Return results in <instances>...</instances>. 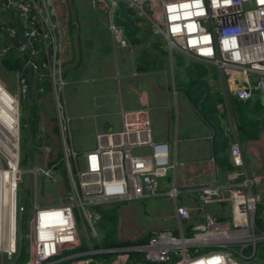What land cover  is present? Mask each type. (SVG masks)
Masks as SVG:
<instances>
[{
    "label": "built area",
    "instance_id": "2783aa9c",
    "mask_svg": "<svg viewBox=\"0 0 264 264\" xmlns=\"http://www.w3.org/2000/svg\"><path fill=\"white\" fill-rule=\"evenodd\" d=\"M91 1L95 5H107V27L113 41L120 47H129L125 27L118 21L119 0ZM125 1L126 7L134 10L131 15L134 23L139 27L147 24L153 35L165 41L170 52L175 50L217 67L226 82L230 100L247 101L258 94L263 96L264 106V0ZM0 9L5 13L3 21L7 25L5 28L0 21L1 35L7 39L0 47V56L10 51L26 54L23 67L35 76L37 73L38 78L44 77L50 85L57 113V146L62 149L64 158L63 183L67 185L65 201L53 204L51 199L42 198L37 174L43 173L56 182L53 173L58 167L55 164L47 169L35 166L28 169L34 174L33 198L26 191L24 205L23 197L17 195L22 172L19 167L20 100L29 102L31 94L42 88L15 71V94L0 81L11 96L18 127L16 183L9 186L8 199L3 196L5 186L0 182V223H14L9 230L0 224V264H53L62 259L70 260L71 264H92L96 261L90 255L102 251L117 252L110 264H129L126 251L143 253L150 264H264L251 262L257 242L264 241V231L256 234L255 226L260 196L251 189L261 181V176L248 175L237 142L229 149L233 166L227 174L231 183L226 198L230 203V223L219 222L206 212L204 221L193 227L191 238L181 232L176 236L170 230H155L143 245L75 252L60 257L64 251L76 248L81 237L98 235L100 214L95 206L163 194L160 179L174 164L170 162L168 143L153 140L148 107L121 109L119 130L96 133L95 148L77 152L72 146L70 116L63 98L67 81L57 60L63 43L62 30L53 16L50 0H0ZM42 56L44 62L38 63L35 59ZM6 133L0 121L1 141L7 142ZM143 147L151 151L133 152ZM0 158L8 159L5 166L0 161V167L10 169L12 154L0 148ZM55 158L56 153H52L48 162ZM240 178L242 181L236 183ZM177 193L176 187L171 186L165 195L174 199ZM196 197L203 208L207 203L220 200V192L217 185L209 184L199 187ZM175 214L180 228L181 221L188 218V209L176 204ZM20 242L26 245L24 263L19 260ZM200 246L210 249L199 251ZM190 247L195 248L193 255ZM173 254L177 256L175 261H171Z\"/></svg>",
    "mask_w": 264,
    "mask_h": 264
},
{
    "label": "crops",
    "instance_id": "0c3cea01",
    "mask_svg": "<svg viewBox=\"0 0 264 264\" xmlns=\"http://www.w3.org/2000/svg\"><path fill=\"white\" fill-rule=\"evenodd\" d=\"M50 4L53 16L60 22L62 30L63 43L57 52V60L67 81L63 98L70 116L74 149L82 153L95 148L96 133L121 128V109L141 107H148L153 140L169 145V158L174 166L167 169L166 175L160 179L163 194L159 196L165 198L159 199L164 202L143 198L111 203L112 207H119V222L123 219L126 222L124 227L130 225L132 233H135L132 234L133 238L124 240H136L153 230L165 229L190 235L193 227L204 221L206 212L215 216L219 222H224L222 218L226 219L225 222L229 221L230 203L226 198L231 183L227 174L233 168L229 160V149L234 142L240 144L244 169L248 175L261 176V181L253 184L251 189L264 202V106L258 94L247 101L230 100L226 82L217 67L185 54L188 62L179 66L175 74L171 65L169 67L172 52L163 39L151 33L147 24L140 27L134 24L139 28L136 38L128 35L130 46L120 47L113 41L108 30V10L104 3L95 5L91 0H50ZM4 40L7 41L6 38ZM4 40L0 42V47L6 43ZM192 62H195L194 66ZM197 64L215 69L206 77V83L202 81L203 84L193 85V79L201 82L199 76L191 77L196 73ZM188 70H191V75ZM39 79L41 83L37 87L42 88V91L36 90L34 93L40 94L35 121L37 139L43 141L48 151H45L46 157L51 159L58 145L57 113L49 83L44 77ZM44 82L49 85L48 90L42 85ZM6 85L13 86L9 82ZM201 98L203 102L206 99L216 101L220 126L229 138L225 156L231 165L230 170L222 167L218 161L222 154L214 152L215 133L197 104ZM236 102L246 106L242 120L256 127L253 137L238 129L240 120L234 107ZM31 137L33 141L34 133ZM150 151L149 147L133 150L135 153ZM209 184L217 185L220 200L207 203L202 208L196 191ZM171 186L178 190L174 199L165 195ZM167 201L170 203L169 211L161 208L166 207ZM176 204L188 209V218L181 221L180 228L175 214ZM145 209L149 210V214ZM260 214L264 220V207ZM143 215H150V218L163 217L176 226L168 222L161 227H150L152 229L147 232L150 228H141L142 222L138 221ZM182 223H185V229ZM119 228L124 229L121 226Z\"/></svg>",
    "mask_w": 264,
    "mask_h": 264
},
{
    "label": "rangeland",
    "instance_id": "374dc122",
    "mask_svg": "<svg viewBox=\"0 0 264 264\" xmlns=\"http://www.w3.org/2000/svg\"><path fill=\"white\" fill-rule=\"evenodd\" d=\"M124 3L126 4L125 0H119V5H120V8L118 10L119 12L121 11V7L123 5H125ZM4 17H5V13L3 11H1V9H0V21L3 22V26L6 28L7 25L3 21ZM4 39L5 38L1 35V32H0V42H2ZM4 41L6 42V40H4ZM171 55L172 56L170 57L169 67L171 65L172 70L176 74V72L179 71L178 70L179 66L184 65L185 62L187 63L188 58L186 56H184V54H182V53L180 54V52L178 53L175 50L172 51ZM14 76H15V71H6L0 65V81L4 85H6L7 82H9L11 86L13 85L12 87L6 85L7 89L9 91H11L13 94H15V88L13 89V87L15 86V84H14L15 83V77ZM250 78H252V77L250 76ZM42 85L46 88V90L49 89V85L47 84V82H44ZM39 95L40 94L37 93L34 96L33 102L31 104H29V102H26L24 100H20L19 167L22 170V172H21V182L18 184L17 195H18V197H23L24 205H26V202H27L26 191L29 194V197L33 198L34 174L29 172L28 169H32L35 166L41 167L43 169H47V168H49V166L51 164H55L58 167V169L55 170L53 173L54 177H56V179H57L56 182H53L52 179L47 178L43 173L37 174V183L41 187V190H39V192L41 193L42 198L51 199V202L53 204H59L58 203L59 201H65V194L67 192L66 191L67 185H66V183L65 184L63 183V181L65 180V172H64V158H63L62 149L60 150L59 147L57 146L56 149L53 150L56 152L55 160H51L48 162V159L45 156L46 152L48 153V151L46 148H44L43 141L37 139V127H36L35 123H34V140L33 141H32L33 137H31L27 133L28 128L26 127L25 118H26V115L29 118L31 116H33L34 122L36 121L37 104H38V100H39ZM258 97H259V101L262 102L263 96L259 95ZM58 136H59V131H58ZM0 161L2 162L3 166H5L8 159L0 158ZM47 162H48V164H47ZM46 194H49V195L47 196ZM150 198H154L156 202L160 203V202H164V201H162V199H159V198H165V197L164 196H157V197H148L147 199H150ZM38 203H39V205H42V202L40 200H38ZM120 205H123V203ZM108 206L110 207L111 204ZM169 207H170V203L167 201L166 207H161V208L164 210L167 209L169 211ZM263 207H264L263 200H261V201L259 200V202L256 205V213H255V218H257L256 234H260L261 231L264 229V220L262 219V216L260 214L261 209ZM151 208H153V206ZM30 210H31V206H29V211ZM145 211L148 212L149 210L145 209ZM112 213L116 217V222H117V224H116V230H117L116 235H117V237L120 240L133 238L132 234H135V233H132V229L129 227L130 225L128 224L129 226L124 227L125 221L123 219L119 222V220H120L119 219V207L118 208H112ZM147 214H149V212ZM149 216L143 215L138 219V221L142 222L141 228L147 229V228L155 227V226L161 227V226L165 225V223H168V222L171 225L176 226L175 223H173L171 220H168V219L165 220L163 217L155 218L156 217L155 216L154 218L153 217L150 218ZM226 222L230 223V220L226 221ZM118 223H120L119 226H118ZM120 226L123 227L124 229H122V228L120 229L119 228ZM182 228L185 229V223H182ZM151 229L152 228L147 230V232L150 231ZM140 230L141 229H138L137 231H140ZM165 230H168V229H165ZM153 231H155V230H153ZM153 231H151V232H153ZM159 231H161V230H159ZM148 233H146V234H148ZM172 233L176 236L179 235V234H177L178 232L174 233L172 231ZM146 234H144V235H146ZM193 235H194V231L192 234L184 235V236L187 238H191V237H193ZM88 238L89 237H87V238L81 237V240L88 239ZM188 249L190 252L191 251L194 252V250H195L194 247H190ZM197 249H199V251H204V250L210 249V248H208L206 246H200ZM92 250H95V249H92ZM245 252H247V250ZM26 259H27V255L21 261H23V263H24V261ZM254 259H255V262L262 261V263H264L263 262L264 261V241H258L257 242ZM251 262H254V260H251Z\"/></svg>",
    "mask_w": 264,
    "mask_h": 264
},
{
    "label": "trees",
    "instance_id": "16d2710c",
    "mask_svg": "<svg viewBox=\"0 0 264 264\" xmlns=\"http://www.w3.org/2000/svg\"><path fill=\"white\" fill-rule=\"evenodd\" d=\"M125 4V3H124ZM127 5H123L121 7V13H120V18L118 19L119 23L122 24L125 27L127 35H129L130 38H136L137 33L139 32V28L135 26L134 21L131 19V15L134 14V10L132 8L126 7ZM38 46H41L40 43H38ZM28 56L26 54H19L15 52H9L8 57H5V54L0 56V65L2 66L3 69L6 71H19L21 72L24 77H26L30 82L37 84L41 83V80L35 76V74L31 73V71L27 68L23 67L24 60ZM38 63L44 62V57H38L35 59ZM193 66L195 65V62L191 63ZM215 68H208L202 65L197 64L195 66V74L191 77H200L201 82L195 81L193 79L192 84L193 85H199L206 83V77H208V74L213 72ZM191 70H188V74H190ZM204 78V79H203ZM202 81H204L202 83ZM200 87V86H198ZM197 87V88H198ZM34 94H31V98L29 101V104L33 102L34 99ZM200 108L202 109V116L206 119V121L211 125V127L214 129L215 133V141H214V148H215V153H221L222 155L218 157V161L220 160V163L222 167H224L227 170L231 169V165L228 162V159L225 156L226 149L228 148V141L229 138L228 136H225L224 131L222 127L220 126V121L218 119L217 115V110H216V101L215 100H204L201 102L197 103ZM235 111L236 115L239 118L238 123V129L242 133H249L250 137H253L255 134L254 132L256 131V127L252 126L251 123L248 122H243L242 120V112L246 110V106L240 104V102H236ZM238 104V105H237ZM34 112V111H33ZM26 127L27 133L32 136L34 133V117L31 116L30 118L27 117L26 115ZM253 130L252 134H250V131ZM110 204H101L97 205L94 207V209L100 214V219L97 224L98 228V235L97 236H90L88 239L81 240L80 239V244L70 250L64 251L60 257H65L68 256L72 253L75 252H83V251H89L92 249H116V248H125L129 246H134V245H143L146 244L150 238V234L148 233L144 235L143 237H140L136 240H120L117 235H116V217L112 213V206H108ZM256 213V212H255ZM226 219H223L221 221L225 222ZM256 221L257 218H255V226H256ZM128 254V263L133 264V263H142V264H150L148 261L144 259V255L141 252L138 251H126ZM191 254L193 255L194 252L191 251ZM27 255L26 253V245L24 242H20V249H19V260L21 261L25 256ZM117 252H107V251H102L98 252L95 254H91L90 256L96 261L93 262L92 264H110L112 260L116 257ZM255 257V256H254ZM177 260V256L175 254L172 255L171 261ZM255 262V259H252ZM26 261V260H25ZM24 261V262H25ZM260 262V261H258ZM70 260H59L53 264H69ZM156 264H162V263H156Z\"/></svg>",
    "mask_w": 264,
    "mask_h": 264
},
{
    "label": "bare ground",
    "instance_id": "6f19581e",
    "mask_svg": "<svg viewBox=\"0 0 264 264\" xmlns=\"http://www.w3.org/2000/svg\"><path fill=\"white\" fill-rule=\"evenodd\" d=\"M11 96L5 91L4 87L0 83V121L5 125L7 130L6 140H0V148L12 154V159L9 160L10 169H2L0 167V182L5 186L4 197L7 198V192L10 185L16 183V168H17V158H18V127H17V114L13 110V105L10 102ZM4 225L5 229L13 228V221L11 223L5 221L0 223Z\"/></svg>",
    "mask_w": 264,
    "mask_h": 264
},
{
    "label": "water",
    "instance_id": "95a60500",
    "mask_svg": "<svg viewBox=\"0 0 264 264\" xmlns=\"http://www.w3.org/2000/svg\"><path fill=\"white\" fill-rule=\"evenodd\" d=\"M8 55H9V52L7 54H5V57H8Z\"/></svg>",
    "mask_w": 264,
    "mask_h": 264
}]
</instances>
